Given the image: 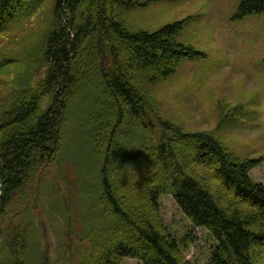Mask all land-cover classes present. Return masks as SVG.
<instances>
[{"label": "trees", "instance_id": "1", "mask_svg": "<svg viewBox=\"0 0 264 264\" xmlns=\"http://www.w3.org/2000/svg\"><path fill=\"white\" fill-rule=\"evenodd\" d=\"M44 1L0 0V36L15 30ZM144 5L54 0L53 22L37 50L19 53L35 65L33 78L21 77L30 69L19 56L17 62L2 61L6 54L0 52V74L11 65L21 67L9 74L0 97V215L29 175L57 161L66 113L87 96L95 105L81 132L91 170L98 173L102 229L93 227L85 237L89 241L78 264H121L123 259L192 264L184 253L194 240L188 236L179 242L158 218L164 195L213 240L205 264H260L263 255L256 250L264 254V186L249 177L258 162L236 158L209 133H187L158 117L157 83L203 54L180 42L185 20L155 31L127 30L123 13ZM254 15H264V0H239L231 19ZM124 128L142 132L145 141L127 169L135 168L120 182L124 147L118 141ZM11 249L17 255L12 263L24 264L21 233Z\"/></svg>", "mask_w": 264, "mask_h": 264}, {"label": "rangeland", "instance_id": "2", "mask_svg": "<svg viewBox=\"0 0 264 264\" xmlns=\"http://www.w3.org/2000/svg\"><path fill=\"white\" fill-rule=\"evenodd\" d=\"M238 1L137 0L145 5L123 13L121 20L129 31H155L185 20L179 40L203 56L185 61L173 76L157 83L153 94L157 115L187 133L213 135L236 158L255 160L258 165L249 177L264 186V15L232 20ZM53 8L54 0H45L15 30L0 36V52L11 58L5 56L2 61L15 58L17 62L22 51L37 50L41 34L53 22ZM19 58L25 70L30 69L21 77L31 78L35 65H28L22 55ZM17 66L0 74V97L2 84L21 68ZM94 100L85 96L70 106L57 161L29 175L0 215V264H13L17 257L11 242L18 232L24 244V264H78L89 241L85 237L93 227L102 229L98 173L91 170V152L81 132ZM120 140L123 182L135 168L127 169L145 139L142 132L124 128ZM158 218L179 242L188 236L194 240L184 253L187 261L206 263L213 240L205 230L192 227L170 195L160 198ZM256 253L263 255L259 261L264 264L263 252L257 249ZM121 264L141 263L123 259Z\"/></svg>", "mask_w": 264, "mask_h": 264}]
</instances>
